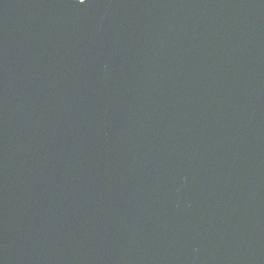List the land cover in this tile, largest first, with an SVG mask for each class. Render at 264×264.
Wrapping results in <instances>:
<instances>
[{
	"label": "water",
	"instance_id": "obj_1",
	"mask_svg": "<svg viewBox=\"0 0 264 264\" xmlns=\"http://www.w3.org/2000/svg\"><path fill=\"white\" fill-rule=\"evenodd\" d=\"M84 3L0 0V264H264V0Z\"/></svg>",
	"mask_w": 264,
	"mask_h": 264
},
{
	"label": "snow or ice",
	"instance_id": "obj_2",
	"mask_svg": "<svg viewBox=\"0 0 264 264\" xmlns=\"http://www.w3.org/2000/svg\"><path fill=\"white\" fill-rule=\"evenodd\" d=\"M79 4H81V5L85 4L84 0H80Z\"/></svg>",
	"mask_w": 264,
	"mask_h": 264
}]
</instances>
